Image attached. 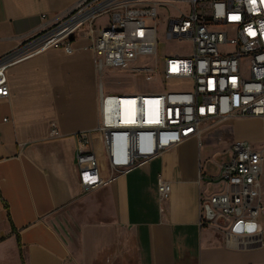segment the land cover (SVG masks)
<instances>
[{"label": "crops", "instance_id": "0c3cea01", "mask_svg": "<svg viewBox=\"0 0 264 264\" xmlns=\"http://www.w3.org/2000/svg\"><path fill=\"white\" fill-rule=\"evenodd\" d=\"M77 1L0 0V59ZM89 45L80 38L70 53L49 48L8 68L10 95L0 98V264H264V233L226 246L222 232L199 224L200 192L217 190L207 180L223 162L212 160L203 140L230 129L261 149L260 118L227 121L113 180L94 134L109 182L83 191L74 135L97 127L105 90ZM53 125L61 138L50 136ZM160 178L172 185L163 202ZM259 192L264 202V167Z\"/></svg>", "mask_w": 264, "mask_h": 264}, {"label": "built area", "instance_id": "2783aa9c", "mask_svg": "<svg viewBox=\"0 0 264 264\" xmlns=\"http://www.w3.org/2000/svg\"><path fill=\"white\" fill-rule=\"evenodd\" d=\"M161 8L175 10L176 17H161ZM106 14L109 22L98 28V18ZM41 17L48 18L47 14ZM80 38L90 41L87 48L102 75L121 72L137 78L145 74L147 80L158 76L187 88L163 93H108L101 88L97 127L74 135L84 192L109 182L103 179L100 158L92 149L94 134L99 135L113 180L186 140L200 139L206 128L245 118H260L264 124V0H78L0 59V98L10 95L8 68L49 48L70 53ZM161 39L190 44L191 51L160 55ZM221 46L234 50L221 51ZM147 59L155 63L141 62ZM50 136L62 137L55 125ZM228 152L230 157L223 160L218 174L207 180L217 190L200 192L199 224L222 232L226 246H239L245 238L264 233L259 192L264 147L256 149L249 141L236 139ZM171 192V183L160 178V202Z\"/></svg>", "mask_w": 264, "mask_h": 264}, {"label": "rangeland", "instance_id": "374dc122", "mask_svg": "<svg viewBox=\"0 0 264 264\" xmlns=\"http://www.w3.org/2000/svg\"><path fill=\"white\" fill-rule=\"evenodd\" d=\"M161 17L169 18L176 17L177 12L171 8H161L159 10ZM110 20V15L106 14L102 17H99L96 26L98 28L106 26ZM163 23L159 25V34L162 33ZM216 29L224 30L225 26H217ZM221 51L230 52L234 48L230 46H221ZM191 51L190 44H177L175 42H170L167 40L161 39L160 44V55L169 54V53H181L189 54ZM142 63L149 62L150 64L155 63V60L147 59L141 60ZM145 74H141L140 77L134 78L132 76L128 77L126 74L121 72L107 73L104 74V87L106 92L118 91L125 93H134L135 91L143 92L149 91L154 93H163L167 91H183L187 88L181 86L176 81L163 80L161 77L153 76L149 80L144 77ZM208 127V126H207ZM206 128V131L214 130L215 128ZM236 133L230 129H218L210 134L209 137L203 140V145L205 150L210 154L212 160L220 162L221 160H227L230 157L228 149L231 144L235 141ZM264 220V217H261V221Z\"/></svg>", "mask_w": 264, "mask_h": 264}]
</instances>
